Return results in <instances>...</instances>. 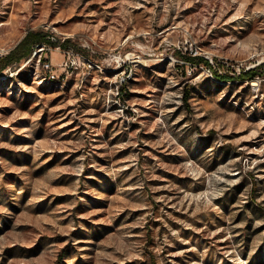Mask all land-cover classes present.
Wrapping results in <instances>:
<instances>
[{"label":"rangeland","instance_id":"rangeland-1","mask_svg":"<svg viewBox=\"0 0 264 264\" xmlns=\"http://www.w3.org/2000/svg\"><path fill=\"white\" fill-rule=\"evenodd\" d=\"M30 31L0 264H264V0H0V58Z\"/></svg>","mask_w":264,"mask_h":264},{"label":"trees","instance_id":"trees-1","mask_svg":"<svg viewBox=\"0 0 264 264\" xmlns=\"http://www.w3.org/2000/svg\"><path fill=\"white\" fill-rule=\"evenodd\" d=\"M42 44L52 45V42L48 38V35L43 34L42 32L39 31L28 32L26 36L20 41V43L13 50H11L6 56L0 58V73L3 70L15 64H19L22 61L31 58L35 52V48ZM189 61H194V59L190 58ZM202 62L205 63L206 65L208 64L207 61L205 60H202ZM262 67L264 68V63L262 64ZM256 72L257 69L248 70L241 75V79L252 80L258 75V73ZM217 76L219 75L217 74ZM219 77L223 79L231 78L224 76H219Z\"/></svg>","mask_w":264,"mask_h":264},{"label":"bare ground","instance_id":"bare-ground-1","mask_svg":"<svg viewBox=\"0 0 264 264\" xmlns=\"http://www.w3.org/2000/svg\"><path fill=\"white\" fill-rule=\"evenodd\" d=\"M253 86H257V84L256 83H253Z\"/></svg>","mask_w":264,"mask_h":264},{"label":"built area","instance_id":"built-area-1","mask_svg":"<svg viewBox=\"0 0 264 264\" xmlns=\"http://www.w3.org/2000/svg\"><path fill=\"white\" fill-rule=\"evenodd\" d=\"M49 66H50V65H47L48 69L50 68Z\"/></svg>","mask_w":264,"mask_h":264}]
</instances>
